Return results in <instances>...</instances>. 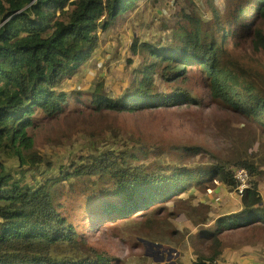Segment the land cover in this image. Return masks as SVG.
Returning a JSON list of instances; mask_svg holds the SVG:
<instances>
[{
	"label": "trees",
	"instance_id": "trees-1",
	"mask_svg": "<svg viewBox=\"0 0 264 264\" xmlns=\"http://www.w3.org/2000/svg\"><path fill=\"white\" fill-rule=\"evenodd\" d=\"M142 1L0 0V264H110V255L81 237L80 224L127 219L208 189L214 180L234 190L242 166L251 176L242 207L213 227H200L198 237L209 235L214 251L193 264L218 261L222 232L264 227V196L251 161L210 156L195 168V159L207 153L196 144L161 146L134 137L115 145V139L89 131L85 121L91 138L77 156L50 162L37 145L32 131L39 118L58 117L76 98L99 111L200 103L185 89L194 68L221 106L264 127V0H225L226 11L214 9L210 18L182 12L164 45L135 40L133 51L143 57L119 105L104 93L62 88L95 54L100 35ZM237 27L252 41V54L239 53ZM101 130L123 134L111 125ZM157 207L143 226H157ZM77 212L79 221L73 219Z\"/></svg>",
	"mask_w": 264,
	"mask_h": 264
},
{
	"label": "rangeland",
	"instance_id": "rangeland-1",
	"mask_svg": "<svg viewBox=\"0 0 264 264\" xmlns=\"http://www.w3.org/2000/svg\"><path fill=\"white\" fill-rule=\"evenodd\" d=\"M225 3V0L140 2L134 11L100 35L95 54L81 71L66 79L62 88L67 92L104 93L108 95V102L113 99L116 105L121 104V97L134 81L135 68L143 57V53L133 51L135 40L148 45H164L172 39L175 23L182 17V12L197 11L204 18H210L214 9L224 13ZM241 30V27L236 29L238 51L250 55L253 53L252 41L241 35ZM188 76L185 89L200 103L190 101L135 111L104 107L99 111L79 102L84 99L77 102L76 98V103H69L58 117L39 118L37 126L30 131L37 145L48 154L47 159L56 163L77 156L87 138H91L89 131L115 139V145L134 137L161 146L196 144L207 153L195 159V168L208 163L210 156L255 163L258 171L253 177L264 195V127L214 100L201 72L194 68ZM84 121L89 125V131L84 128ZM106 125L122 129L123 134L117 137L101 130ZM3 160L16 167L12 158L4 156ZM212 184L211 192L209 188L197 189L192 194L186 193L159 204L160 218L159 214L155 215L159 222L154 228L143 224L159 205L148 212L130 214L127 219L114 222L87 220L78 226L81 237L100 252L110 255V264H193L201 253L211 255L214 251V242L209 235L204 234L203 240L198 237L200 227H213L216 220L221 217L224 220L235 207H242L241 197L230 186L215 180ZM80 218V212L73 217L76 221ZM197 224L199 227L196 228ZM221 236L226 250L224 255L223 250V257H219V264H264V227L232 228L222 232Z\"/></svg>",
	"mask_w": 264,
	"mask_h": 264
},
{
	"label": "built area",
	"instance_id": "built-area-1",
	"mask_svg": "<svg viewBox=\"0 0 264 264\" xmlns=\"http://www.w3.org/2000/svg\"><path fill=\"white\" fill-rule=\"evenodd\" d=\"M235 177L238 182L236 192L239 195H243L246 190L251 186V176L249 170L246 167H242L238 170Z\"/></svg>",
	"mask_w": 264,
	"mask_h": 264
},
{
	"label": "crops",
	"instance_id": "crops-1",
	"mask_svg": "<svg viewBox=\"0 0 264 264\" xmlns=\"http://www.w3.org/2000/svg\"><path fill=\"white\" fill-rule=\"evenodd\" d=\"M242 167H244V166H242ZM241 167V168H242ZM212 187V186H211ZM209 191V190H208ZM234 191H235V189H234ZM236 192V191H235ZM237 193V192H236ZM183 194H186V193H183ZM183 194H181V195H183ZM238 194V193H237ZM180 195V196H181ZM239 195V194H238ZM263 195V194H262ZM241 198L243 197V195H239ZM264 196V195H263ZM263 206V205H262ZM200 224H201V222H199ZM199 224H197L195 227L197 228V226H198ZM200 239H202L203 240V238H202V236H200L199 237ZM221 238H222V236H221ZM223 250H224V253H223ZM225 250H226V247L224 248V242H223V248H222V253H223V255L225 254ZM222 253H221V255H222ZM201 254H203V253H201ZM205 255H208V254H205ZM223 255H222V257H223ZM199 256V255H198ZM198 256H197V258L194 260V262L193 263H195L196 261H197V259H198ZM219 260V259H218ZM214 264H219L218 263V261L217 262H214ZM229 264H232V262H230Z\"/></svg>",
	"mask_w": 264,
	"mask_h": 264
},
{
	"label": "clouds",
	"instance_id": "clouds-1",
	"mask_svg": "<svg viewBox=\"0 0 264 264\" xmlns=\"http://www.w3.org/2000/svg\"><path fill=\"white\" fill-rule=\"evenodd\" d=\"M236 174H237V173H236ZM236 180H237V179H236ZM237 183H238V182H237ZM237 186H238V184H237ZM210 189H211V188H209V192H211V190H210ZM236 189H237V187L235 188V191H236ZM244 194H245V193H244ZM244 194H243V195H244Z\"/></svg>",
	"mask_w": 264,
	"mask_h": 264
},
{
	"label": "bare ground",
	"instance_id": "bare-ground-1",
	"mask_svg": "<svg viewBox=\"0 0 264 264\" xmlns=\"http://www.w3.org/2000/svg\"><path fill=\"white\" fill-rule=\"evenodd\" d=\"M99 222H100V223H102V221H101V220H99Z\"/></svg>",
	"mask_w": 264,
	"mask_h": 264
}]
</instances>
